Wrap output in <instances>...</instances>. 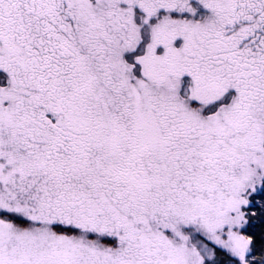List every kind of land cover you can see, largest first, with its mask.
Returning a JSON list of instances; mask_svg holds the SVG:
<instances>
[{
    "label": "snow or ice",
    "instance_id": "6c2138e0",
    "mask_svg": "<svg viewBox=\"0 0 264 264\" xmlns=\"http://www.w3.org/2000/svg\"><path fill=\"white\" fill-rule=\"evenodd\" d=\"M0 264H264V0H0Z\"/></svg>",
    "mask_w": 264,
    "mask_h": 264
}]
</instances>
